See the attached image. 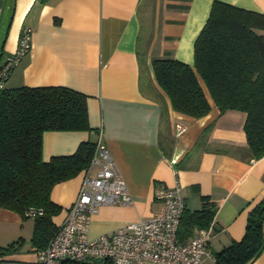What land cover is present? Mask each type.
Returning a JSON list of instances; mask_svg holds the SVG:
<instances>
[{"label": "crops", "instance_id": "crops-1", "mask_svg": "<svg viewBox=\"0 0 264 264\" xmlns=\"http://www.w3.org/2000/svg\"><path fill=\"white\" fill-rule=\"evenodd\" d=\"M214 1L264 14V0H0V66L17 51L21 31H31L30 48L5 87L63 86L87 96L90 130L43 133V160L100 139L133 200L101 207L91 217L90 239L150 219L161 209L155 188L178 182L187 210H198L202 198L213 204L214 254L243 237L249 211L264 201V157L248 151L245 113L220 112L202 83L209 112L201 118L176 112L154 78V59L193 65L194 42ZM81 180L82 173L53 187L50 198L61 207L54 225ZM32 232V218L0 208V247L18 243L0 261L34 262L40 251ZM249 264H264V251Z\"/></svg>", "mask_w": 264, "mask_h": 264}, {"label": "trees", "instance_id": "trees-1", "mask_svg": "<svg viewBox=\"0 0 264 264\" xmlns=\"http://www.w3.org/2000/svg\"><path fill=\"white\" fill-rule=\"evenodd\" d=\"M151 66L172 110L193 118L205 116L210 105L202 83L220 112L245 113L248 151L254 159L264 157V14L214 1L194 42L193 65L163 58L152 60ZM7 79L0 87V208L33 219L30 242L42 251L57 232L52 218L61 212L50 198L53 187L82 173L95 148L94 142H81L73 154L44 161L42 136L47 131H89L87 96L63 86L7 88ZM30 209L41 214L26 217ZM214 216V206L206 198L198 210L185 208L178 242L184 244L198 230L212 232ZM262 226L264 201L249 211L243 237L213 254L214 264H249L259 257L264 251ZM17 247L18 243L0 247V257Z\"/></svg>", "mask_w": 264, "mask_h": 264}, {"label": "built area", "instance_id": "built-area-1", "mask_svg": "<svg viewBox=\"0 0 264 264\" xmlns=\"http://www.w3.org/2000/svg\"><path fill=\"white\" fill-rule=\"evenodd\" d=\"M30 45L31 31L25 28L20 33L17 51L0 70V87ZM176 129L179 133L184 131L180 125ZM153 196L161 203V209L150 219L124 225L93 239L88 237L91 217L101 207L133 203L111 154L98 139L89 166L82 171L77 197L45 249L37 253L34 262L0 261V264H62L63 261L93 264L98 259L110 264H202L203 258L214 264L208 249L210 231L198 230L184 244L178 242V227L185 210L178 182L170 187H156ZM40 214L41 211L30 209L26 217Z\"/></svg>", "mask_w": 264, "mask_h": 264}, {"label": "water", "instance_id": "water-1", "mask_svg": "<svg viewBox=\"0 0 264 264\" xmlns=\"http://www.w3.org/2000/svg\"><path fill=\"white\" fill-rule=\"evenodd\" d=\"M93 264H102V260H100V259L93 260Z\"/></svg>", "mask_w": 264, "mask_h": 264}]
</instances>
